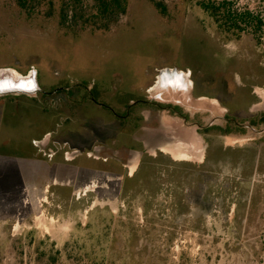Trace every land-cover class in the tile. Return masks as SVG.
Masks as SVG:
<instances>
[{
    "label": "rangeland",
    "instance_id": "obj_1",
    "mask_svg": "<svg viewBox=\"0 0 264 264\" xmlns=\"http://www.w3.org/2000/svg\"><path fill=\"white\" fill-rule=\"evenodd\" d=\"M155 1L165 13L128 0L98 31L0 0V79L54 92L0 96V264H264V26L228 33L210 0ZM227 1L264 19V0ZM49 127L44 160L74 134L81 148H53L96 161L83 184L16 182L23 139Z\"/></svg>",
    "mask_w": 264,
    "mask_h": 264
},
{
    "label": "trees",
    "instance_id": "obj_2",
    "mask_svg": "<svg viewBox=\"0 0 264 264\" xmlns=\"http://www.w3.org/2000/svg\"><path fill=\"white\" fill-rule=\"evenodd\" d=\"M17 6L28 16L44 13L53 17L59 16V23L66 29L89 27L98 31H109L119 19L126 14L128 0H94L91 9L84 7V0H58L60 7L56 12L57 0H14ZM158 10L165 13L166 7L160 2L152 0ZM201 7L210 14L226 32H234L241 35L250 31L259 34L264 26V19L249 9L239 10L233 7L227 0L202 1ZM45 10V11H43Z\"/></svg>",
    "mask_w": 264,
    "mask_h": 264
},
{
    "label": "crops",
    "instance_id": "obj_3",
    "mask_svg": "<svg viewBox=\"0 0 264 264\" xmlns=\"http://www.w3.org/2000/svg\"><path fill=\"white\" fill-rule=\"evenodd\" d=\"M255 87L257 89H259L261 92H264V85L258 84ZM40 93L45 94L43 92H40ZM258 93H259V91H258ZM46 95H50V94H46ZM51 95H53V94H51ZM258 97H259V100H258L259 104H264V99H262L260 93H259ZM247 105H249V104H247ZM16 109H17V106H16ZM262 110L264 112V106H263ZM259 121H260V125H264V113L260 114ZM61 125H62V123H59V124L57 123L55 127L58 128ZM69 125H70V123L68 124V122H66V126H64V129H66L67 127L70 128ZM26 126H28V128H30V129L39 128L38 124L31 125L30 122H27ZM74 127L76 128L77 126L74 125L73 128ZM52 133H53V127H52V129L49 127V130L41 133L36 138H33V137L31 138L30 136H27L26 138L23 139L24 144L23 145L20 144V146L22 147V150L20 148H18V150L21 154V155H19L20 156L19 157L20 162L18 165L15 164V168H14V173H15L16 178H17L16 182H20L22 184V183H24V181H27L29 179L35 183L39 182L37 185H42V184H44L42 182L44 181L46 176L52 175L51 176L52 179H56L57 181H59L58 179H61L60 175L64 174L65 176L63 177L62 181H68L71 179L72 181H75V183H77V184H79V183L83 184L84 183L83 181L79 182L81 179V176L88 174L90 171H93V169H99L97 167L96 161H93L89 158L88 159L83 158L84 161H86V164H88L87 165L88 167H85V166L81 167L80 162L77 163V161L79 158H82L84 156L77 158L72 163H68V162H66V160L63 156L64 151L68 150V149L62 148L60 146L58 148H53V146H56L59 144L60 145L61 144H68V143L75 144L74 146L76 149H78L79 147L81 148V146H79L77 143L74 142V140H75L74 134H73V137L70 136V139L68 138L69 140L65 139L63 142H62V140L61 141L59 140L57 142L52 141V143L50 141V143H49L47 141L48 139H45V141H43L44 143L48 142V144H51V145L53 144V146L50 148V150L54 149L53 151H54V153H56V155L52 159H49L48 161L46 159L44 160V157L41 155L39 149L37 148V145H38L39 141L44 140V138H40V137L52 135ZM61 133L63 135L67 136V134H64L63 132H61ZM260 133L263 134L261 136H264V129ZM62 134H61L62 138H67V137H64ZM262 144H264V141L262 142ZM43 150H45L46 153L49 152L48 149H46V148ZM50 152H52V151H50ZM161 152H164V151H161ZM8 158H13V157L8 156ZM109 158H111V157H109ZM117 160L118 161L115 162L116 164H117V162L121 161L119 159H117ZM110 162H112V161H110ZM115 163L113 162L110 164L113 165ZM116 164H115V166H116ZM53 165H54V168H56L55 170H52ZM62 167H65V169L61 170Z\"/></svg>",
    "mask_w": 264,
    "mask_h": 264
},
{
    "label": "bare ground",
    "instance_id": "obj_4",
    "mask_svg": "<svg viewBox=\"0 0 264 264\" xmlns=\"http://www.w3.org/2000/svg\"><path fill=\"white\" fill-rule=\"evenodd\" d=\"M28 80H29V77L27 79L24 77V78L16 79L14 81H12L11 78H3V79H0V91L16 90V89L30 90L31 89L30 87H28V88H21V86H25V84H26V82H28ZM194 158H196V156Z\"/></svg>",
    "mask_w": 264,
    "mask_h": 264
},
{
    "label": "flooded vegetation",
    "instance_id": "obj_5",
    "mask_svg": "<svg viewBox=\"0 0 264 264\" xmlns=\"http://www.w3.org/2000/svg\"><path fill=\"white\" fill-rule=\"evenodd\" d=\"M67 88L70 89L69 87H66L65 89H67ZM68 89H67V90H68ZM38 93H40V92H38ZM90 99L92 100V97H91ZM114 113L116 114L115 111L113 112V114H114ZM225 133H228V132H225ZM227 135H228V134H227ZM43 151H44V150H43ZM92 151H93V150L91 149V151H90V152H87V154H88V153L92 154ZM139 151H140V150H139ZM94 152H95V151H94ZM140 152L143 153L144 151L141 150ZM64 153H65V152H64ZM64 153H63V156H64L66 162H68V163H72V162H74V161H75V160H76V159L82 154V153L79 154V151H77L76 153H74V156H72V157H66V155H65ZM47 154H48V155H52V154H54L53 157L56 155V153H52V152L47 153ZM93 156H94V155H93ZM93 156H92V157H93ZM53 157H52V158H53ZM142 157H143V154H142ZM52 158H50V159H52ZM100 159H101V158H100ZM102 160H105L106 162L109 161V160H110V161L114 160V161H112V162H114V163H115L116 161H118L117 158H113V157H111V158H107V159L104 158V159H102ZM64 169H65V167H62L61 170H64ZM55 178H56V177H55ZM54 180H56V179H54ZM54 184H56V183H54ZM76 185H77V183H75V181H72V180L70 179V180L67 181V184H66L65 187L68 188V189H70V188L72 189V188L75 187Z\"/></svg>",
    "mask_w": 264,
    "mask_h": 264
},
{
    "label": "water",
    "instance_id": "obj_6",
    "mask_svg": "<svg viewBox=\"0 0 264 264\" xmlns=\"http://www.w3.org/2000/svg\"><path fill=\"white\" fill-rule=\"evenodd\" d=\"M38 93V92H43L45 94H53L54 92H44L41 88H36L32 91H29V90H23V89H16V90H6V91H0V96H3V95H8L9 93L11 94H22V93Z\"/></svg>",
    "mask_w": 264,
    "mask_h": 264
}]
</instances>
